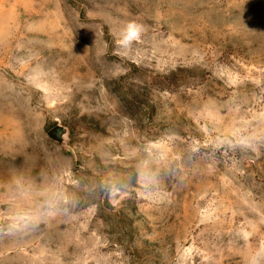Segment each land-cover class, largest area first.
Segmentation results:
<instances>
[{
  "label": "rangeland",
  "instance_id": "1",
  "mask_svg": "<svg viewBox=\"0 0 264 264\" xmlns=\"http://www.w3.org/2000/svg\"><path fill=\"white\" fill-rule=\"evenodd\" d=\"M0 264H264V0H0Z\"/></svg>",
  "mask_w": 264,
  "mask_h": 264
},
{
  "label": "water",
  "instance_id": "2",
  "mask_svg": "<svg viewBox=\"0 0 264 264\" xmlns=\"http://www.w3.org/2000/svg\"><path fill=\"white\" fill-rule=\"evenodd\" d=\"M48 137L53 141L66 145L67 137H68V129L64 126L57 125L52 128L48 133Z\"/></svg>",
  "mask_w": 264,
  "mask_h": 264
},
{
  "label": "snow or ice",
  "instance_id": "3",
  "mask_svg": "<svg viewBox=\"0 0 264 264\" xmlns=\"http://www.w3.org/2000/svg\"><path fill=\"white\" fill-rule=\"evenodd\" d=\"M132 34L134 35V32Z\"/></svg>",
  "mask_w": 264,
  "mask_h": 264
}]
</instances>
